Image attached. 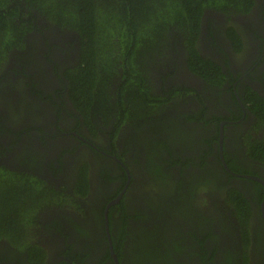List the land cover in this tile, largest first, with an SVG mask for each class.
<instances>
[{
  "label": "flooded vegetation",
  "instance_id": "flooded-vegetation-1",
  "mask_svg": "<svg viewBox=\"0 0 264 264\" xmlns=\"http://www.w3.org/2000/svg\"><path fill=\"white\" fill-rule=\"evenodd\" d=\"M34 17L43 30L23 37L26 48L18 58L22 72L13 77L8 67L12 51L0 64V168L32 173L58 193L36 195V201L26 202L27 207L33 203L29 212L18 203L12 206L14 216L7 225L15 236L0 235V264H133L142 230L178 242L181 247L172 255L181 264H264V111L255 109L264 100V0H253L249 8L206 9L195 39L175 25L166 54L149 56L141 65H151L149 77H131L128 85L125 75L141 66L137 62L125 71L124 45L115 36L110 53L116 69L104 87L109 93L127 95L130 86L138 92L123 98L127 102L115 112L119 102L83 108L73 102L79 41L73 31ZM192 41L202 60L219 66L223 82L215 81L219 75L212 76L206 63L191 57ZM135 45L130 48L136 53L144 41ZM74 53L78 61L72 64ZM154 85L157 94L161 86L164 92L155 95ZM124 107L131 111L121 119ZM137 107L146 109L139 121L130 117ZM123 116L129 118L123 121ZM164 140L183 159L174 154L175 163H166L172 153L161 147ZM152 143L160 158L145 150ZM161 168L169 171V181L196 182L192 197L173 188L153 213L146 210L143 189L151 171ZM81 171L88 180L86 192L74 189ZM206 173L210 191L199 194L206 180L198 178ZM109 175L118 178L110 180ZM231 188L241 192L232 200L235 215L223 207ZM240 197L246 202L240 204ZM123 200L130 215L124 237ZM177 206H182L179 211ZM135 207L148 213L135 218Z\"/></svg>",
  "mask_w": 264,
  "mask_h": 264
},
{
  "label": "trees",
  "instance_id": "trees-1",
  "mask_svg": "<svg viewBox=\"0 0 264 264\" xmlns=\"http://www.w3.org/2000/svg\"><path fill=\"white\" fill-rule=\"evenodd\" d=\"M252 2L253 0H0V64L5 62L8 52L18 46L25 35L31 38L36 36V31L42 32L41 28L36 24L35 20L37 18L34 17L40 16L41 19L55 24L58 28L64 30L67 28V30L73 31L75 38L79 41L80 60L79 64L74 67V69H78L76 70L77 74L73 77L71 88L73 102L79 108H83L85 105L103 104L104 102L105 104L107 102H119L114 110L110 109V111L113 110L112 112H115L117 108H121L119 106L123 101L127 102V100H124L125 98L129 100L127 96L138 93L133 91L132 86H130L127 95L123 91L118 94V90L114 93H109L104 87L107 76L116 69L115 60L112 57L113 53H110L114 49L112 42L115 36H118L125 47L122 49V55L125 58L124 63L127 67L132 68L131 66L136 65L139 58H141L139 61L143 63L148 61L149 56L161 52L164 54L168 48L167 41H170L169 37L175 25L189 30L195 39V35L200 31L201 18L206 9L226 11L227 8H236L237 6L249 8ZM48 27L50 26L48 25ZM141 41H144V48L138 49L136 53L133 52V49L131 50L130 48L131 45L135 42V47L137 48ZM161 47L162 50H159ZM188 48L191 51V57L195 55L194 59H198L201 63H206V67L212 71V76L213 74L215 76L219 75L215 81L223 82L224 75L219 72V66L212 61L209 63V61L202 60V57L198 55L195 41L189 42ZM143 68L141 66V68L133 71L130 76L126 74L125 78L128 80L124 85L133 83L131 77L136 79L140 77L143 80L149 70ZM139 92L141 94L146 92V87L142 85ZM260 101L262 102H259L258 107H255V109L264 111V100L260 99ZM106 105L108 106L109 104ZM147 108L149 109L148 112L152 109L150 107ZM145 110V108H133L130 117H136L139 121ZM130 111L131 109L124 107L123 113H120L121 119L123 114L128 115ZM106 113H109L108 109ZM128 118L123 116V121ZM184 137H186L185 134ZM169 143V140H164V144L160 143V145L163 149H169L170 153H172L170 163H175L174 154H176L178 159H183V156L178 155L175 149L169 146ZM144 147L146 151L156 154L159 158L162 156L156 143L147 144ZM186 159L187 162L191 161L190 158ZM152 160L153 157L151 156L150 162ZM2 168H0V235L8 234L14 237V232L12 233V230L10 231L7 225L9 218L12 220L11 216H14L12 214V206L19 204V206H22L21 210L23 212H29L33 208V203L31 202L30 206L27 207V201H34L36 195L41 198L47 194L46 191L48 190H50V193L58 192L53 186L48 189L45 185L46 181L37 178L32 173L5 172ZM145 171L149 172L148 170ZM182 172H184V168H181ZM137 173L141 176V172ZM102 174V176H105V172ZM151 174V182L143 189V197H145L147 205L146 210H153V213L160 211L161 202L164 201L161 198L166 193L168 196H165V198H170L169 193L173 194V188H176V193L179 194L185 190L189 193L188 196L192 197V187L196 179L180 180L181 183L178 182L179 180L169 181V176H171L169 171L162 168L156 171L152 170ZM118 175H109V178L116 181ZM13 178L19 182H12ZM163 178L171 184L164 183V186H159L163 182L158 180H163ZM203 179L206 181L200 184L199 194L202 193V190L210 191L211 183L206 184L212 181L210 175L206 173L198 178L200 182ZM87 181L85 173L81 171L80 178L74 186L75 191L86 192L84 187H87ZM231 189L226 194L225 203L231 215H235L234 212L237 209L233 204L234 197L235 195H241V192L236 188ZM118 191H120V188ZM157 198L158 204L155 203ZM244 201L246 202V199L240 197V204H243ZM125 205L126 203L123 200L120 204L126 214L125 222L121 228L123 237L127 229L130 228V224L127 222L129 210L125 208ZM181 207L177 206L175 210L179 211ZM136 208L135 218L148 213L143 208ZM152 216L154 215L152 214ZM11 226L13 227V225ZM14 226L15 228L18 227L15 222ZM139 234L140 238L135 242L136 247L132 251L133 264H181L174 260L175 256L172 255L173 250L181 247L178 242L169 243V239L157 233V231L152 233L142 230ZM119 243H121L120 240ZM172 245L175 246L174 249L171 248ZM57 264L71 263L64 261Z\"/></svg>",
  "mask_w": 264,
  "mask_h": 264
},
{
  "label": "rangeland",
  "instance_id": "rangeland-1",
  "mask_svg": "<svg viewBox=\"0 0 264 264\" xmlns=\"http://www.w3.org/2000/svg\"><path fill=\"white\" fill-rule=\"evenodd\" d=\"M41 30H43V28H41ZM26 43L27 42H23V40H22V42L18 45V46H16V47H14L10 52H11V54L9 55V57L8 58H11V57H13V59H11L10 61H9V64H8V67H10V69H11V71L13 72V77L15 76V75H17V74H20L21 72H22V70H23V68L21 69V70H18V67L20 66V64H19V62H18V58H20V59H22V54H23V52H24V50H25V48H26ZM74 48V47H73ZM125 48V47H124ZM172 48V47H171ZM21 51V52H20ZM73 52H74V49H73ZM164 54H166V52L164 53ZM171 55V54H170ZM180 55V54H179ZM78 56H79V54H78ZM70 57H71V55H70ZM75 59H76V61H75ZM141 58H139L138 59V65L139 66H141L143 63L142 62H140L139 60H140ZM77 61H78V59H77V56L75 55V53L72 55V60H71V63L72 64H75V63H77ZM79 64V63H78ZM151 66V65H150ZM150 66H144V68L143 69H149L150 68ZM33 67H36L35 66V63H34V66ZM119 67H121V65L119 64L118 66H117V68H119ZM130 70V67H127L126 66V69H125V71L128 73V72H130L129 71ZM142 71H144V70H142ZM149 70H148V72H146V76L147 77H149ZM155 75H157V76H161V75H159V74H155ZM161 78H164V77H161ZM161 87H163V88H161ZM160 88H159V90H158V92H159V94H157L156 92H155V85H154V94L155 95H160V93H162V92H164V86H161ZM165 162L166 163H168V164H170V158L169 159H166L165 160ZM175 169V171H174V174H175V176H178V174H180V172L178 171V170H180V168L179 167H176V168H174ZM44 173V172H43ZM159 182H163V183H166V184H171V183H169V182H167L166 181V179H164L163 178V180H158ZM149 182H151V180L149 179ZM221 205H222V198H221ZM223 207H226V203H225V201H223ZM174 241V240H173ZM172 240L171 241H169V243H172L173 242Z\"/></svg>",
  "mask_w": 264,
  "mask_h": 264
},
{
  "label": "water",
  "instance_id": "water-1",
  "mask_svg": "<svg viewBox=\"0 0 264 264\" xmlns=\"http://www.w3.org/2000/svg\"><path fill=\"white\" fill-rule=\"evenodd\" d=\"M116 258V256H114ZM116 264H119V261L117 260V263Z\"/></svg>",
  "mask_w": 264,
  "mask_h": 264
},
{
  "label": "clouds",
  "instance_id": "clouds-1",
  "mask_svg": "<svg viewBox=\"0 0 264 264\" xmlns=\"http://www.w3.org/2000/svg\"><path fill=\"white\" fill-rule=\"evenodd\" d=\"M125 77H126V75H125Z\"/></svg>",
  "mask_w": 264,
  "mask_h": 264
}]
</instances>
